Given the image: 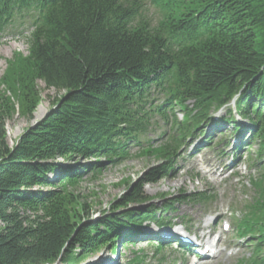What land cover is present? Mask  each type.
<instances>
[{
    "label": "trees",
    "instance_id": "trees-1",
    "mask_svg": "<svg viewBox=\"0 0 264 264\" xmlns=\"http://www.w3.org/2000/svg\"><path fill=\"white\" fill-rule=\"evenodd\" d=\"M17 19L30 24L28 56L9 63L0 87L25 116L39 104V84L61 97L11 147L6 125L16 108L0 94V264H84L104 248L128 250L127 238L147 223L170 225L164 217L176 213L173 203L129 207L154 200L144 187L169 177L187 141L206 135L202 125L225 108L224 124L258 148L249 154L256 194L234 233L254 251L241 264H264V0H0V39ZM240 118L247 125H237ZM158 120L168 131L152 144ZM133 146L163 165L106 217H75L71 188L106 165L77 163L131 159ZM184 199L207 206L214 196ZM154 248L165 261L163 243Z\"/></svg>",
    "mask_w": 264,
    "mask_h": 264
},
{
    "label": "rangeland",
    "instance_id": "rangeland-1",
    "mask_svg": "<svg viewBox=\"0 0 264 264\" xmlns=\"http://www.w3.org/2000/svg\"><path fill=\"white\" fill-rule=\"evenodd\" d=\"M30 33V24L26 20L17 19L0 39V82L6 76L10 62L17 57L25 58L28 56ZM38 89L40 91L39 104L32 116H25L21 109V101L11 92L7 91L6 93L4 87H0V94L6 93L16 108L15 116L6 125L7 140L11 147L28 129L46 119L54 109L53 104L56 99L61 97V94L59 95L55 90H46L43 83L39 84ZM231 107H234V102ZM226 109L213 112L211 118L202 125V130L206 131L207 135H213L210 140L211 147L203 141L207 135L200 138L197 133L192 136L178 157L174 159L171 175L164 180L144 187V194L154 200L146 205L129 207L132 210L153 208L158 211L165 204L174 203L176 213H168L164 218L168 222L178 225L175 228L188 226L191 231L198 228L203 229L215 222V236L220 239L218 252L221 255L208 261H196L192 256L188 254L183 256V253H179L176 248L165 243L161 248L165 253V262L159 263L160 257L155 254V245L152 240L160 237L151 236L152 232L155 233V229H153L155 224L147 223L145 233L142 234L141 232L139 237L130 236L127 238L128 250H125L120 244L116 246L114 252L104 248L95 255L89 256L84 264H128L142 255L145 257V264H241L252 256L253 249L249 247V244L243 245V242L237 241L234 230L236 228L235 219L242 216L241 212L244 205L250 203L256 194L251 187V180L253 177H257V172L250 169L249 161L246 158L234 161V166L230 160L236 156L233 145L239 144V142L234 138L235 127H232L236 124H228L227 126L223 122L228 116ZM176 114L180 115L182 120L180 112L177 111ZM236 122L237 125H242L241 127L247 124L242 118ZM155 127L156 130L150 133L148 137L152 144L158 143L161 140V134L168 131V127L159 120ZM199 142L203 143V145L200 144L202 148L198 149L201 154L199 156L196 153L189 155L190 149L199 146ZM257 149L256 146H253L252 150L248 152L245 148L246 155L252 153L251 157H255ZM140 153V148L133 146L130 151L131 159L113 164H107L106 160L101 158H94L89 161L80 160L77 164L82 166L96 163L106 165L101 174L88 173L81 183L71 188L70 191L77 200V203L71 208L75 217L80 215V218H91L94 221L106 217L109 215L111 207L127 195L133 186L163 165L162 161L153 155L145 156ZM231 169L233 173H236L235 177H231ZM204 191L214 196L212 203L207 206L189 203L184 199L191 194ZM162 196L168 198L161 200ZM83 206L86 207L87 211L89 210V215L88 213L84 215ZM120 213L119 211L116 214ZM159 215L163 214L160 213ZM218 218L220 220L216 222ZM228 226L229 229L227 230L226 227ZM165 229L168 230V228Z\"/></svg>",
    "mask_w": 264,
    "mask_h": 264
},
{
    "label": "bare ground",
    "instance_id": "bare-ground-1",
    "mask_svg": "<svg viewBox=\"0 0 264 264\" xmlns=\"http://www.w3.org/2000/svg\"><path fill=\"white\" fill-rule=\"evenodd\" d=\"M50 4V3H49ZM174 204V203H173ZM169 225V224H168ZM164 225H162V226H160V225H157V224H155L153 227V229H155L154 231H155V233L154 232H152L151 234L149 233V235H151V236H154V238H156V237H165V236H168V235H170V234H173L174 232H176V228H174V229H165V227H163ZM152 228V227H151ZM181 230L179 229L178 230V233L180 232ZM145 233V232H144ZM154 233V234H153ZM181 234H183V232L181 231L180 232ZM148 234V233H147ZM202 237H205V235L203 234V235H201ZM205 258V260H207L206 259V257H204Z\"/></svg>",
    "mask_w": 264,
    "mask_h": 264
}]
</instances>
